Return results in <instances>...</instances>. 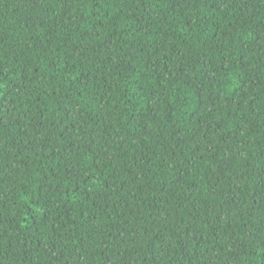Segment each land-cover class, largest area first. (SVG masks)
<instances>
[{
	"label": "trees",
	"instance_id": "1",
	"mask_svg": "<svg viewBox=\"0 0 264 264\" xmlns=\"http://www.w3.org/2000/svg\"><path fill=\"white\" fill-rule=\"evenodd\" d=\"M0 264H264V0H0Z\"/></svg>",
	"mask_w": 264,
	"mask_h": 264
}]
</instances>
